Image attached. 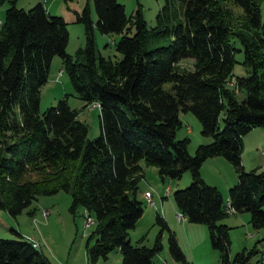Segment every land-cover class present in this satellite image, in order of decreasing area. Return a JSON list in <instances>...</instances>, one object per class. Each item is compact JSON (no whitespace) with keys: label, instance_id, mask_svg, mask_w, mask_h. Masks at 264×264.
<instances>
[{"label":"trees","instance_id":"trees-1","mask_svg":"<svg viewBox=\"0 0 264 264\" xmlns=\"http://www.w3.org/2000/svg\"><path fill=\"white\" fill-rule=\"evenodd\" d=\"M43 1L25 9L9 0L0 19V208L16 214L40 193L67 190L69 209L81 206L94 218L86 225H93L85 243L87 264L105 259L113 248L120 261L101 264H154L164 228L172 255L195 264L185 258L159 211L160 229L151 245L142 236L137 242L129 236L144 210L137 195L144 174L140 161L155 164L162 177H179L188 169L190 182L173 190L177 211L206 223L221 264H264L256 243L230 255V225L221 220L229 204L235 211L248 210L252 226H264V169L246 168L241 160L243 134L264 127L259 0H164L152 26L140 6L128 15L118 0H92L97 30L120 34L113 40L118 59L96 55L88 4L75 11L85 44L68 53L67 22L50 14ZM231 4L240 9L238 15ZM237 50L243 51L245 75H233ZM54 55L74 93L85 103L99 102V131L92 137L66 93L39 109L40 87ZM188 58L191 66L180 63ZM237 91L244 92L241 98ZM180 110L192 111L201 133L212 137L193 152L187 148L189 136L176 137ZM216 154L236 172L227 198L200 173L203 160ZM14 231L15 236H0V264H52L39 242Z\"/></svg>","mask_w":264,"mask_h":264},{"label":"rangeland","instance_id":"rangeland-1","mask_svg":"<svg viewBox=\"0 0 264 264\" xmlns=\"http://www.w3.org/2000/svg\"><path fill=\"white\" fill-rule=\"evenodd\" d=\"M39 0H15L18 7L29 8ZM121 2L126 13L132 14L136 7H141L142 16L148 26L155 24V15L164 0H118ZM48 11L52 15H61L67 22L69 32L66 50L74 54L79 46L85 44V29L81 22L75 20V11H80L86 4L90 8V17L93 20L94 40L96 45V55L110 56L118 59L121 55L115 49L113 40L119 38L118 33H101L95 27L96 13L94 11L92 0H47ZM9 5V0L0 4V19L3 17L5 8ZM234 14L238 15L241 11L234 5H230ZM260 19L264 21V0H259ZM241 19V17H240ZM235 46L240 47L238 41ZM236 62L233 67V75H245L246 68L241 62L243 51L235 52ZM184 65H192L190 58L180 61ZM62 67V61L59 55H54L51 59L48 78L40 87L39 109L43 110L48 105L54 103L64 93L72 105H79V117L88 125V137L96 135L99 131V106L80 105L78 101L82 98L77 96L70 83L69 76L65 70L57 76V72ZM231 83V80L229 81ZM167 85V84H166ZM243 91H237L238 98L243 96ZM60 94V95H58ZM58 95V96H57ZM179 116L181 124L176 128V137L184 135L189 136L188 151L193 152L198 142L211 140L210 135H204L200 131L201 123L199 118L190 110H180ZM253 127V126H252ZM253 130L244 133V148L242 154L252 157L256 151L259 154V148H264V141L257 145V140L264 136V127L255 125ZM255 129V130H254ZM207 139V140H206ZM264 156V154L262 153ZM259 154L263 160L264 157ZM214 161L205 160L200 165V173L203 171L206 178L202 177L209 183L215 184L218 188L224 190L237 180L236 172L232 163L223 155H215ZM217 157H220L221 162ZM143 166L144 174L138 181L139 189L137 195L142 200L144 210L137 219L135 225L129 229V236L132 242H137L138 237L142 236V242L151 245L160 226L155 221V213L159 211L163 216L164 210L168 211L170 219L165 216L169 228L174 232L179 245L187 260L195 264H221L218 249L210 243L208 228L205 222L193 221L188 219H178L176 216V204L173 198V190L182 187L190 182V172L184 170L179 177L165 175L164 178L158 173L155 164H147L140 161ZM243 163V161H242ZM251 166V165H250ZM250 166H245L250 168ZM187 179V181H184ZM230 182V183H229ZM228 184V185H227ZM220 189V190H221ZM221 190V191H222ZM149 192V197L146 196ZM224 197L225 193L222 191ZM162 196H161V195ZM71 194L67 190H58L53 193H40L32 199L30 204L24 207L16 214L9 213L6 209L0 208V236H15L14 229L22 234L32 236L40 243L43 252L49 257L52 264H87L85 243L88 233L93 225L86 226L84 223V208L78 206L75 212L69 209ZM164 205V207H163ZM47 213L41 214L42 209ZM250 213L248 210L230 212L221 220L229 226L230 236V255L242 247H250L254 243L258 245L260 251H264V226L254 227L249 221ZM189 221L187 229L181 230L183 224ZM161 248L153 254L154 264H186L183 259L175 258L168 247V230L164 228L159 235ZM93 238H90V242ZM121 253L118 248L111 249L107 257H99L94 264H101L103 261L119 262Z\"/></svg>","mask_w":264,"mask_h":264},{"label":"crops","instance_id":"crops-1","mask_svg":"<svg viewBox=\"0 0 264 264\" xmlns=\"http://www.w3.org/2000/svg\"><path fill=\"white\" fill-rule=\"evenodd\" d=\"M44 2V6L46 7V9H48V5L47 4H45L46 2H47V0H44L43 1ZM49 12V11H48ZM50 13V12H49ZM52 60H53V58H52ZM61 70V72L59 73V71ZM63 71H62V68L61 69H59L58 70V72H57V76H59V75H61V73H62ZM58 95H60V94H58ZM57 95V96H58ZM68 102H69V99H68ZM79 102V104L80 105H88L89 103H85V101L82 99L81 101H78ZM69 104L70 105H72L70 102H69ZM72 106H74V107H76L77 108V106H79V105H77V104H75V105H72ZM92 106H99V105H92ZM78 109V117H79V113H80V108H77ZM80 119H82L81 117H79ZM98 127H99V125H98ZM254 127V126H253ZM253 127H251L249 130H253L252 128ZM248 130V131H249ZM255 130V129H254ZM247 131V132H248ZM243 136H244V134H243ZM211 137V136H210ZM207 140V139H206ZM242 140H243V148H244V145H245V142H244V137H242ZM264 141V136L263 137H260L258 140H257V145H260V144H262V142ZM257 148L259 149V154H261L262 155V153L264 154V148H259L258 146H257ZM256 151L252 154V157L251 158H249V156L246 158V156H244L243 154H242V152H243V150H242V152H241V160L243 161V164H244V166H250V167H255V166H257L258 168H260V169H262L263 168V164L260 162L261 160H263L261 157H259V154L257 153L258 151H257V149H255ZM216 155H219V154H216ZM213 156H215V155H212V156H208V157H206L204 160H203V162L205 161V160H211V161H214L215 160V158L216 157H213ZM263 156V155H262ZM264 157V156H263ZM218 158V160L221 162V159H220V157H217ZM202 162V163H203ZM202 173V175H203V177L204 178H206V176H205V174H204V172L202 171L201 172ZM237 177V176H236ZM162 178H164V177H162ZM184 181H187V179L185 180V177H184ZM230 183V182H229ZM228 185V184H227ZM227 186H226V188L224 187V190H222L221 188V190L222 191H224V193H225V197L227 198ZM161 195V194H160ZM162 196V195H161ZM163 207H164V205H163ZM176 210H177V208H175ZM233 212H235V211H233ZM228 213H230V212H228ZM163 214H164V216L169 220L170 219V216H169V214H168V211L167 210H164V212H163ZM140 218V217H139ZM187 219V218H186ZM189 221H187L186 223H184L183 224V228L181 229V230H184V228H188L189 226H191V225H189L190 223H188ZM30 234H28V236H29ZM32 237V236H31Z\"/></svg>","mask_w":264,"mask_h":264},{"label":"built area","instance_id":"built-area-1","mask_svg":"<svg viewBox=\"0 0 264 264\" xmlns=\"http://www.w3.org/2000/svg\"><path fill=\"white\" fill-rule=\"evenodd\" d=\"M61 72V70L59 71V73ZM233 82V79H231V83ZM89 104L92 106V105H99V102L97 101V100H92V101H90L89 102ZM148 197H149V192H147V194H146ZM150 198V197H149ZM226 210L228 211V212H233V211H235V209L232 207V206H229V204L227 205V207H226ZM47 213V210L44 208V209H42L41 210V214L42 215H44L45 216V214ZM176 216H177V218L178 219H181V220H183L184 218L186 219V216L182 213V212H180V211H176ZM93 217L90 215V214H88V213H86L85 214V219H84V223H85V225H88L90 222H92L93 221ZM32 240H33V243L34 244H36V245H38V241L37 240H35L33 237H31V236H29ZM163 264H166V260L164 259L163 260Z\"/></svg>","mask_w":264,"mask_h":264}]
</instances>
